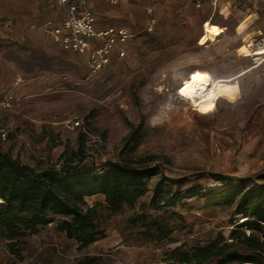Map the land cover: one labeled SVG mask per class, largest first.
Wrapping results in <instances>:
<instances>
[{"label": "rangeland", "instance_id": "rangeland-1", "mask_svg": "<svg viewBox=\"0 0 264 264\" xmlns=\"http://www.w3.org/2000/svg\"><path fill=\"white\" fill-rule=\"evenodd\" d=\"M201 1L200 8L181 0L161 1L152 32L145 30L143 2L105 4L106 12L95 4L102 26H124L135 35L123 59L114 56L85 81L83 55L47 53L38 47H27L24 53L6 43L7 33L18 30L16 19H32L39 28L47 13L33 0H0V80L11 86L17 71L45 77L21 83L20 106L0 111V128L7 131L1 150L40 169L59 164L63 151L77 150L82 132L89 163L158 164L168 178H186L181 189L196 182L218 187L209 173L230 175L235 184L242 178L257 180L264 174V62L254 64L243 56L242 46L264 32V0H233L229 11L213 0ZM205 21L222 27L217 39L209 37ZM195 72L213 81L224 79L217 87L216 106L206 113L177 95ZM76 120L81 126L73 128L70 121ZM141 120V138L127 142ZM160 178L148 182V191L133 209L123 206L111 212L103 195L88 197V205L98 207L104 235L87 247H76L54 223L42 237L29 235L20 256L0 242V264H80L86 257L97 258L94 264H177L170 259L177 247L205 245L220 234L229 243L238 242L242 235L232 232H242L236 225L246 219L235 214L232 204L209 207L203 198H192L173 208L141 211L140 204L150 201ZM144 216L164 219L172 235L162 241L147 236ZM32 255L37 256L35 263L28 261Z\"/></svg>", "mask_w": 264, "mask_h": 264}, {"label": "trees", "instance_id": "trees-1", "mask_svg": "<svg viewBox=\"0 0 264 264\" xmlns=\"http://www.w3.org/2000/svg\"><path fill=\"white\" fill-rule=\"evenodd\" d=\"M144 120L134 126L127 142L142 136ZM77 150L62 152L59 164L36 168L20 162L1 150L0 145V242L10 253L20 256L29 235L56 223V230L73 240L79 249L96 242L104 231L98 223L97 205H88V197L103 195L111 212L123 206L133 209L148 191V182L155 176L151 199L141 203V211H160L176 207L181 201L203 198L206 206L234 205L235 214L246 220L236 225L242 232L238 242L229 243L219 235L205 245L188 249L177 247L170 254L177 264H257L264 260V174L257 180L209 173L218 187H205L196 182L186 186V178L171 179L162 174L158 164L134 165L106 161L89 163L84 150L85 135L80 134ZM1 142V140H0ZM59 165V166H57ZM249 181V184H246ZM177 187L172 190V186ZM141 215L136 218L140 220ZM145 234L158 241L168 239L173 229L161 217H143ZM245 229L251 231L246 235ZM97 258L86 257L80 264H94Z\"/></svg>", "mask_w": 264, "mask_h": 264}, {"label": "built area", "instance_id": "built-area-1", "mask_svg": "<svg viewBox=\"0 0 264 264\" xmlns=\"http://www.w3.org/2000/svg\"><path fill=\"white\" fill-rule=\"evenodd\" d=\"M110 5H118L123 0H104ZM159 0H147L145 11L147 23L145 30L152 32L156 17V4ZM201 7V0H184ZM62 7L64 19L59 24L48 20L44 28L50 33L53 42L67 52H76L86 56L88 63V74L85 81L98 75L112 61L113 52H117L119 58L126 56L125 44L134 37V33L124 27L110 26L104 29H97L95 26L96 15L88 6V0H56ZM244 44L250 49L254 64L264 62V32H258L256 36L244 40ZM22 78L9 87L0 90V110H15L20 106L21 97L18 95V88L23 83ZM80 120L70 121L73 128L81 126ZM7 131L0 128V140L5 141ZM246 235L251 231L245 229Z\"/></svg>", "mask_w": 264, "mask_h": 264}, {"label": "crops", "instance_id": "crops-1", "mask_svg": "<svg viewBox=\"0 0 264 264\" xmlns=\"http://www.w3.org/2000/svg\"><path fill=\"white\" fill-rule=\"evenodd\" d=\"M33 1L37 2L38 5L41 7L42 6L45 7L42 10L44 13H47V15H45L44 20H42L40 27L37 28L36 25L33 23L32 19L28 20L26 18L19 17L18 19H16L14 21L17 24L16 28L18 30H16L15 32L11 31V32L7 33V35L5 37H7V40H9V41H7L6 43H9V44L12 43V46H16V47H12V48H15L19 52H24V53L27 52L26 51L27 47H30V49L38 47L47 53H49V52L50 53H54V52L56 53L58 51L59 53H62V54L72 53V54L81 55V54L76 53V52H67V51L62 50L59 45H57L53 42V39H52L50 33H48L46 31V29L44 28V24L48 20H52L55 24H59L64 19L63 9H62V7H60L58 5L56 0H33ZM129 1H131V0H123L119 4H122V3L126 4ZM134 1L143 2L144 4H146L147 0H134ZM161 1L167 2L168 0H159L156 4V7L161 4ZM213 1H214V5L218 4L220 10H222V8H224V10H226V11H229V9H230L229 7L231 6V2H233V0H213ZM181 2L185 3V4H189V5L191 4L190 2H187L184 0H181ZM95 4H100L101 5L100 9L103 12H106L108 10V7L105 4H108V3H106L104 0H88V6L93 10L94 14L96 15V22H95L96 28L97 29H104V28L110 27L109 25L108 26H102L101 25L98 14L94 10ZM192 5H194V4H192ZM201 7H202V4H201ZM198 8H200V7H198ZM12 23L13 22H9L8 25H11ZM32 24H34V25H32ZM115 27H121V26H115ZM259 32H261V31H259ZM126 44L124 46L125 50H126ZM23 49L25 51H23ZM114 56L118 59H121L118 57L117 52H113L112 58ZM0 57H1V54H0ZM0 63H2L1 60H0ZM10 63L11 62H7V64H10ZM87 74H88V63H87ZM14 78H16V79L22 78L24 80V85H25L26 83L27 84L31 83V81L40 82L45 77L42 74H38V73H23V72L17 71ZM6 85L7 84L1 79L0 80V90L4 89L6 87H9ZM18 95H19V92H18ZM51 227H53V226L42 227L37 234L39 235V237H42V236H44V233H46V231H50L52 229ZM76 247H77V245H76ZM28 261L35 263L37 261V256L36 255L29 256Z\"/></svg>", "mask_w": 264, "mask_h": 264}, {"label": "bare ground", "instance_id": "bare-ground-1", "mask_svg": "<svg viewBox=\"0 0 264 264\" xmlns=\"http://www.w3.org/2000/svg\"><path fill=\"white\" fill-rule=\"evenodd\" d=\"M204 28H205V30L207 31L209 37L212 40L217 39V37L222 32V29L218 25H216L214 23H211L209 21H207L206 23H204ZM242 51H243V56H245V57H249L252 54L251 51H250V49L245 44L242 46ZM232 79L233 78H229L228 80H232ZM223 81H224V79H216L215 81H213L211 78H209L207 84H202L201 83L197 87L196 94L195 95H192V96H184L181 93L180 89L183 88V86H184V84L186 82H191V79H189V80L184 81L181 84V86L178 88L177 95L179 97H181L182 99H184L185 101L189 102L193 106V109H195L197 111H200V108L202 106L206 107L209 103H211L213 105V107H215L216 104H217V102H218V100H219V98H220V94H219L217 85L220 82H223ZM210 94H211V99H209V95ZM1 201L2 200L0 198V202Z\"/></svg>", "mask_w": 264, "mask_h": 264}, {"label": "snow or ice", "instance_id": "snow-or-ice-1", "mask_svg": "<svg viewBox=\"0 0 264 264\" xmlns=\"http://www.w3.org/2000/svg\"><path fill=\"white\" fill-rule=\"evenodd\" d=\"M200 78H206V79H200ZM209 80V77L207 74H202L200 72H195L192 76H191V82H186L183 86V88L180 89L181 93L184 95V96H192V95H195L196 94V89L197 87H193V88H190L189 89V84H196V85H200L201 83L202 84H207ZM187 89V90H186ZM231 89H225V91H230ZM213 105L209 106L207 105L206 107L202 106L200 108V111L201 112H208L212 109Z\"/></svg>", "mask_w": 264, "mask_h": 264}, {"label": "clouds", "instance_id": "clouds-1", "mask_svg": "<svg viewBox=\"0 0 264 264\" xmlns=\"http://www.w3.org/2000/svg\"><path fill=\"white\" fill-rule=\"evenodd\" d=\"M200 79H202V80H203V79H206V78H200ZM198 86H199V85H196V84H189V86H188V87H189V89H190V88H193V87H198ZM217 87H219V85H217ZM186 90H187V89H186ZM209 99H211V94L209 95ZM208 105H209V106H211L212 104H211V103H209Z\"/></svg>", "mask_w": 264, "mask_h": 264}]
</instances>
